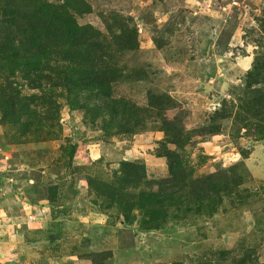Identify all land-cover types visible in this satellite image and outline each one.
Masks as SVG:
<instances>
[{
  "label": "rangeland",
  "instance_id": "374dc122",
  "mask_svg": "<svg viewBox=\"0 0 264 264\" xmlns=\"http://www.w3.org/2000/svg\"><path fill=\"white\" fill-rule=\"evenodd\" d=\"M0 264H264V0H0Z\"/></svg>",
  "mask_w": 264,
  "mask_h": 264
},
{
  "label": "trees",
  "instance_id": "16d2710c",
  "mask_svg": "<svg viewBox=\"0 0 264 264\" xmlns=\"http://www.w3.org/2000/svg\"><path fill=\"white\" fill-rule=\"evenodd\" d=\"M46 6V5H44ZM45 15L44 18L49 22V21H53V23H58L59 21H62V25L64 26V30L62 36H66L68 37V39H78L79 38V34L81 31H79V27H77L76 24H72L70 23V18L68 16V12L66 10L63 9H59V10H52L50 8V6H48L47 10L45 11ZM42 14V13H41ZM56 26L53 27V29L55 30ZM62 27L59 26V29L61 30ZM39 28H36L34 30V34L36 35V39H32L33 43H37L36 40L39 39V33H38ZM61 35V34H60ZM67 45L72 42H66ZM44 50V47L42 46V50L41 52ZM41 54V53H40ZM85 85L88 86V91L89 92H93V93H104L103 91V86H104V82L102 80H100L99 78H94V79H90L89 81L87 80L85 82Z\"/></svg>",
  "mask_w": 264,
  "mask_h": 264
}]
</instances>
